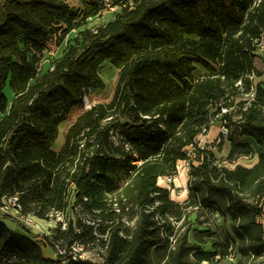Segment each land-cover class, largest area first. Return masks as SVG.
I'll return each instance as SVG.
<instances>
[{
	"label": "trees",
	"instance_id": "1",
	"mask_svg": "<svg viewBox=\"0 0 264 264\" xmlns=\"http://www.w3.org/2000/svg\"><path fill=\"white\" fill-rule=\"evenodd\" d=\"M75 1L78 11L63 0H0V199L17 194L23 212L38 220L69 205L96 219L117 218L119 226L111 228L77 217L65 232L55 227L53 238L106 247L97 251L103 264H150L151 250L161 243L157 232L164 230L167 244L171 238L168 225L154 220L164 224L174 205L158 180L175 173L220 106L236 105L240 118L229 119L228 158L237 149L252 152L233 137L250 139L255 164L227 170L207 151L190 168L187 189L194 197L200 188L223 196L235 218L251 209L264 214V72L258 77L254 67L264 0H131L104 26L82 31L104 0ZM73 30L76 44L40 74L36 65L46 43H60ZM105 63L118 71L112 90L85 109V93L104 88L98 71ZM252 73L255 97L242 110L246 101L235 83ZM250 83L245 80L246 88ZM61 122L67 125L55 152ZM248 191L256 205L244 202ZM129 204L137 213L133 231L122 222ZM250 226L257 228V253L264 250V229L254 221L242 229ZM182 240L186 245L169 264H186L182 255L195 248ZM7 255L17 257L13 264H62L44 258L35 239L0 223V259Z\"/></svg>",
	"mask_w": 264,
	"mask_h": 264
},
{
	"label": "rangeland",
	"instance_id": "2",
	"mask_svg": "<svg viewBox=\"0 0 264 264\" xmlns=\"http://www.w3.org/2000/svg\"><path fill=\"white\" fill-rule=\"evenodd\" d=\"M68 3L75 11L79 10V6L75 0H63ZM126 2L131 0H104L103 4L99 7V11L93 16L85 20L84 24L77 30L82 31L85 29L94 30L99 26H104L107 22L113 20L116 13L125 5ZM77 31L73 30L66 35L64 40L57 43L55 39L46 43L44 50L39 58V62L36 65L37 70L40 74H43L52 68L55 61H57L70 46L76 44ZM255 71L259 77L264 72V62L260 56H257L254 60ZM111 71V72H110ZM101 79L104 82V88L100 91L87 92V101L91 103V100L99 96L106 98L112 90L113 83L116 79V69L110 64L105 63L98 71ZM202 73V69L197 67L196 75ZM261 78V77H260ZM261 79H259L260 81ZM3 93L5 98L10 104L13 99V93L7 85ZM66 123H61L58 127V134L54 142V149L60 148L62 134V127ZM65 129V128H64ZM217 133L216 127L210 130L207 139V149L210 150L214 157V163L220 164L221 168L227 170L233 169L236 165H241L246 168H251L256 160L257 147L254 142L250 139L234 138L235 141H241L251 146L252 152L246 154L243 150L237 149L233 155V159L228 158V152L230 150V144L227 141H222L221 144L216 145L214 140ZM91 142V141H90ZM213 161V160H212ZM179 177L172 184V187L164 184L162 181L158 183L159 186L169 189V199L174 204L167 208L165 223L163 220H159L158 216H154V220L157 225H168V233L171 238L176 240L175 244H167L165 241L166 235L164 230H159L157 235L160 239V244L151 250L149 254L150 264H169L175 257L177 249L183 243V237H186V241L189 244L195 246L193 250L187 254L182 255L181 260L186 264H264V250H260L255 253L252 247L257 244L256 241V227L250 226V230L245 232L242 227L249 221H254L264 229V214L256 213L255 210H249L248 214L235 218L228 209L226 199L219 194H206L204 189H198L197 194L190 196L189 189L187 186V172L180 166ZM122 185L119 184V187ZM122 188V187H121ZM244 202L249 205H256L257 198L251 194V192H244L241 194ZM204 201V202H203ZM69 205L65 211V220L68 222H74L75 218L80 220L83 224L97 223L101 226H110L116 228L119 226L118 219L113 218L111 221L107 219H96L94 216L86 214L82 208L76 207L73 211ZM116 209V210H115ZM118 208H114L117 211ZM255 211V212H254ZM126 214L124 215L122 222L124 229L133 231L137 220L136 208L129 204L125 209ZM2 216H0L1 219ZM4 225L11 229L16 230L18 234L33 238L35 236L43 239H37L42 254L46 255L45 248L50 247L47 240L44 239L45 235L43 232L35 233V231L10 221L9 219L2 218ZM51 228H49L50 235H55L54 223L47 222ZM33 236V237H32ZM44 241V242H43ZM98 248V247H97ZM52 249V248H51ZM99 249V248H98Z\"/></svg>",
	"mask_w": 264,
	"mask_h": 264
},
{
	"label": "built area",
	"instance_id": "3",
	"mask_svg": "<svg viewBox=\"0 0 264 264\" xmlns=\"http://www.w3.org/2000/svg\"><path fill=\"white\" fill-rule=\"evenodd\" d=\"M255 43L256 55L260 57L264 56V36L256 40ZM253 78L254 74L252 73L250 75L244 76L235 83V88L239 96L242 98V100L246 101L242 110H244L245 107L254 100L255 89L252 83ZM245 80H249L251 82L247 88L245 86ZM87 92H90V90H88ZM86 94L87 93H85L83 97L84 108L90 109L94 105L95 101H92L91 103L88 102ZM237 110L238 107L236 105H233L231 107L224 105L220 106L218 113L210 118L207 126L201 129L200 134L194 141V147L190 148L187 151L186 159L179 163V165L182 166V168L187 172V181L189 180L190 168L192 166H197L203 159L204 153L210 151L206 146L210 130L213 127H216L217 129V133L214 138L216 145L221 144L223 140L227 141L231 133L230 122L238 120L240 118V114H237ZM229 119H231V121ZM112 140L116 141V137L113 136ZM124 149L127 152L129 151V147L127 144L124 145ZM132 164L139 165L140 162H133ZM179 165L176 167L175 173L160 178L158 180V183L162 181L164 184L172 187L175 179L179 176ZM216 165L220 167L219 163H217ZM115 207L116 205L113 204V209ZM0 216H2L1 218L14 221L15 223L22 225L23 227H26L30 230L37 227L39 221L52 222L54 223V228L58 227L61 232H65L68 228V221L65 220V211L51 210L45 215V220H38L31 214H25L23 212L21 201L17 194L5 195L0 199ZM44 235L46 237L45 239L47 240V243L44 241L43 242L50 246V248H52L56 257V261L61 260L62 264L67 263L68 261L80 264L90 263L94 260V257H96L97 259L100 258V255L97 254V251L104 253L106 250V247L103 249H98L97 247L87 249V246L82 244L80 241H74L70 244H65L61 239L53 238L50 233H44ZM37 239L43 240L41 238ZM174 242V239L170 238V244H174ZM16 259L17 257L15 255H7L0 259V264H13ZM103 263L104 261L102 260L98 262V264Z\"/></svg>",
	"mask_w": 264,
	"mask_h": 264
},
{
	"label": "crops",
	"instance_id": "4",
	"mask_svg": "<svg viewBox=\"0 0 264 264\" xmlns=\"http://www.w3.org/2000/svg\"><path fill=\"white\" fill-rule=\"evenodd\" d=\"M116 72H118L117 70H116ZM116 75H117V73H116ZM96 91H100V90H96ZM95 91V92H96ZM94 92V91H93ZM5 96V95H4ZM61 123H66V122H61ZM66 127V124H64V126L62 127V130H64V128ZM59 147V146H58ZM55 148L54 149V144L52 145V150L53 151H55V152H57L58 151V149L59 148ZM179 177V176H178ZM178 177L175 179V181L178 179ZM174 181V182H175ZM3 219L1 218L0 219V223H2V224H4V222L2 221ZM49 228H51L50 227V225L47 223V222H42V221H39L38 222V224H37V227H35L34 229H32V231L34 230L35 231V233L37 232V233H41V232H43V233H50L49 232ZM54 228V227H53ZM9 229V228H8ZM10 231H15V232H17L16 230H11V229H9ZM51 234V233H50ZM35 238H39V237H37V236H35V237H33V239H35ZM45 250H46V255H43V257L44 258H46V259H50V260H56V257H55V255H54V252H53V250L50 248V247H47V248H45Z\"/></svg>",
	"mask_w": 264,
	"mask_h": 264
},
{
	"label": "bare ground",
	"instance_id": "5",
	"mask_svg": "<svg viewBox=\"0 0 264 264\" xmlns=\"http://www.w3.org/2000/svg\"><path fill=\"white\" fill-rule=\"evenodd\" d=\"M102 66H103V65H102ZM102 66H101V67H102ZM110 72H111V71H110ZM60 124H61V123H60ZM60 124L58 125V127L60 126Z\"/></svg>",
	"mask_w": 264,
	"mask_h": 264
}]
</instances>
